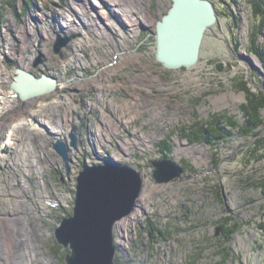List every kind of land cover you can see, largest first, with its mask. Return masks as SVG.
Segmentation results:
<instances>
[{"label":"rangeland","instance_id":"374dc122","mask_svg":"<svg viewBox=\"0 0 264 264\" xmlns=\"http://www.w3.org/2000/svg\"><path fill=\"white\" fill-rule=\"evenodd\" d=\"M24 1L0 0V102L23 106L9 89L20 68L64 89L45 97L58 104L38 118L44 125L14 114L24 120L19 156L4 153L11 166L0 163L8 196L0 198V264H23L28 252L30 264H66L69 249L54 234L72 210L76 177L110 156L142 178L126 233L121 222L114 229L115 264H264V109L263 124L248 127L253 112L241 90L264 96V68L248 54L261 0H211L218 20L199 63L176 70L156 61L154 43L172 0H32L26 10ZM57 36L68 38L59 52ZM200 127L222 136L206 142ZM71 130L77 148L69 146L67 174L52 145L68 144ZM163 158L184 168L180 178H152V162Z\"/></svg>","mask_w":264,"mask_h":264},{"label":"water","instance_id":"95a60500","mask_svg":"<svg viewBox=\"0 0 264 264\" xmlns=\"http://www.w3.org/2000/svg\"><path fill=\"white\" fill-rule=\"evenodd\" d=\"M217 20L216 6L211 0H172L167 14L156 23V61L167 70L196 66L205 34ZM67 43V37L57 36L55 51L59 52ZM57 85L53 76H36L18 69L11 89L26 102L53 92ZM68 137V144L57 140L52 145L67 174L72 162L69 146L77 148L72 130ZM152 167V178L157 183L178 179L184 172L182 166L168 158L153 161ZM141 188L140 173L110 157L101 164L83 166L76 177L72 213L60 221L54 234L56 242L69 249L66 264H115L114 229L136 207Z\"/></svg>","mask_w":264,"mask_h":264},{"label":"bare ground","instance_id":"6f19581e","mask_svg":"<svg viewBox=\"0 0 264 264\" xmlns=\"http://www.w3.org/2000/svg\"><path fill=\"white\" fill-rule=\"evenodd\" d=\"M45 33L46 30H45ZM49 56V55H48ZM76 56V55H75ZM252 64H254L255 66L259 65L258 64V61L256 59H253V61H250ZM21 69V68H20ZM23 69V68H22ZM18 69H16V72H17ZM26 70V69H24ZM28 71V70H26ZM17 75V73H16ZM15 75V76H16ZM58 87H56V89L49 93V94H45V95H42V96H38V97H35V98H32L30 99L29 101L27 102H24L23 104V107L22 109H17L15 112L17 113H20V114H27V115H31V117H35V118H40L42 117V114L44 112H46L47 110H52L54 107H55V104H58L57 101H46L45 97L46 96H50V95H53L55 92L57 91H60L62 89H64L63 87V84H60L58 82ZM13 91V90H12ZM232 99L235 101V102H238V101H241L243 100L244 98V95H240V96H235L231 95ZM227 99V96L224 95L222 96L221 98H219L217 101H215V104L217 103H220L221 101H224ZM64 101V103H66L69 99L64 97V99H62ZM69 102V101H68ZM31 104L33 105L31 107ZM8 110V109H7ZM13 110V109H12ZM14 111V110H13ZM3 112V111H2ZM9 115V114H8ZM18 116V114H17ZM21 117V116H20ZM6 118V117H5ZM16 120V123L13 122L14 124H12V120L13 119ZM23 120L22 118H14V115H9L6 119L2 120V122L0 121V163H4L6 164V162H8L7 160V157L4 155V153H7L9 155L13 154V158L19 156V152H20V146H18V141H20V137H18L19 135V131H17L19 128H21V126L23 125ZM40 121V120H39ZM26 123V121H25ZM48 128V127H47ZM34 129V128H33ZM50 130V129H49ZM36 131V130H35ZM3 134V135H2ZM22 140V139H21ZM18 155H17V154ZM14 154L16 155L14 157ZM110 159L111 160H114V157H111L110 156ZM7 167H10L11 165L9 163L6 164ZM1 188V187H0ZM0 198H5V201L6 199L8 198L7 194L6 193H3V192H0ZM147 198V197H146ZM30 210V209H29ZM141 211H144V208H141ZM141 211H140V214H141ZM134 217V215H132ZM131 216V217H132ZM129 221V220H127ZM127 221H120L118 222L117 224L120 223V225H122V230H123V233L125 234L126 233V222ZM123 222V223H122ZM122 237V236H121ZM29 249V248H28ZM28 252V251H27ZM31 259H34V254H32L31 252H28L27 254H24L23 255V264H30V261Z\"/></svg>","mask_w":264,"mask_h":264},{"label":"trees","instance_id":"16d2710c","mask_svg":"<svg viewBox=\"0 0 264 264\" xmlns=\"http://www.w3.org/2000/svg\"><path fill=\"white\" fill-rule=\"evenodd\" d=\"M34 1V0H33ZM32 0H25V10L28 9L31 5H33ZM254 6H255V14H256V17L259 18L258 22L256 24H254L253 26V29H252V32L250 34V52L248 54H253L255 55L262 63V66L264 68V50L261 49L259 46H258V39L261 38V36L263 35V30H264V0H261V1H257L255 2L254 1ZM11 7H13V5L11 4V2L8 3ZM246 95H247V101H248V108L249 110H251L253 112V118L247 122V126L248 127H253V129L255 128H259L260 125L263 124V120L260 116V112L262 109H264V96H263V93L259 92L258 94H252V92L250 91L249 88L245 86L242 87V89ZM242 109H244V106L242 107ZM217 128V127H216ZM200 131L199 132V135H202L204 137V140L206 142H209L211 141L212 137L216 136V135H213V134H210L208 132V129L207 128H204V127H200ZM218 132H220L219 129H217ZM198 132L196 131V133L198 134ZM191 134L192 135V138H190L191 140H195V142L197 141H200V140H197V138L199 137L197 134ZM222 133V132H220ZM202 136L200 138H202ZM222 135H217L216 137L217 138H221ZM187 138H189L187 136ZM164 148H166L167 150L170 149V147L166 144H164ZM166 156V155H164ZM67 215H70L72 213V210H68L67 212ZM63 219V218H61ZM158 229V228H157ZM169 229H158V235L159 237H163V235H169ZM164 239V237H163Z\"/></svg>","mask_w":264,"mask_h":264},{"label":"flooded vegetation","instance_id":"af4514ba","mask_svg":"<svg viewBox=\"0 0 264 264\" xmlns=\"http://www.w3.org/2000/svg\"><path fill=\"white\" fill-rule=\"evenodd\" d=\"M47 53H48V52H46V55L48 56ZM23 69H24V68H23ZM30 71H32V73L35 74L36 76H39V75H37L36 72H33V69H30ZM15 72H16V70H15ZM15 75H16V73H15ZM15 75H14V77H16ZM77 77H78V76H77ZM81 79L83 80L82 77H81ZM81 79H80V80H81ZM78 80H79V79H78ZM74 81H75V79H74ZM9 89L12 90V89H11V85H10ZM11 94H15V93H11ZM9 97H10V96H9ZM7 98H8V97H7ZM10 98H11V97H10ZM12 98H13V97H12ZM15 107H17V109H22L23 106H20V107H19V105H16ZM15 107H14V108H15ZM7 109H8V110H7ZM2 111H3V112H2ZM8 114H9V115H14V114H16V113H15V110L13 111L12 108H8V107L6 106V104L4 105V101H1V102H0V121L2 122V120L6 119V118L9 116ZM5 117H6V118H5ZM0 260H1V259H0Z\"/></svg>","mask_w":264,"mask_h":264},{"label":"built area","instance_id":"2783aa9c","mask_svg":"<svg viewBox=\"0 0 264 264\" xmlns=\"http://www.w3.org/2000/svg\"><path fill=\"white\" fill-rule=\"evenodd\" d=\"M13 95V97H16V95L15 94H12ZM15 115H17V114H15ZM35 120H36V122H37V125H44L42 122H40L39 121V119H37V118H34ZM40 123V124H39ZM21 142V141H20Z\"/></svg>","mask_w":264,"mask_h":264}]
</instances>
